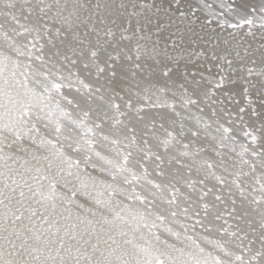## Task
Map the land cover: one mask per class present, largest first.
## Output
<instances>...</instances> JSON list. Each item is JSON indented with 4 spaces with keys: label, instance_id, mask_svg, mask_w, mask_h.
Returning a JSON list of instances; mask_svg holds the SVG:
<instances>
[{
    "label": "snow or ice",
    "instance_id": "obj_1",
    "mask_svg": "<svg viewBox=\"0 0 264 264\" xmlns=\"http://www.w3.org/2000/svg\"><path fill=\"white\" fill-rule=\"evenodd\" d=\"M0 264H264V0H0Z\"/></svg>",
    "mask_w": 264,
    "mask_h": 264
}]
</instances>
